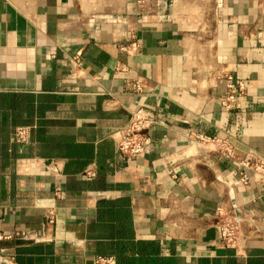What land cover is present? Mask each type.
Instances as JSON below:
<instances>
[{"label": "crops", "instance_id": "0c3cea01", "mask_svg": "<svg viewBox=\"0 0 264 264\" xmlns=\"http://www.w3.org/2000/svg\"><path fill=\"white\" fill-rule=\"evenodd\" d=\"M227 75L246 82L237 114L217 104ZM139 108L161 123L126 161L118 131ZM197 135L264 159V0H0V264H118L119 231L130 258L264 264V189Z\"/></svg>", "mask_w": 264, "mask_h": 264}, {"label": "built area", "instance_id": "2783aa9c", "mask_svg": "<svg viewBox=\"0 0 264 264\" xmlns=\"http://www.w3.org/2000/svg\"><path fill=\"white\" fill-rule=\"evenodd\" d=\"M119 49L125 51L124 46H120ZM71 61L74 66H78V56L72 57ZM117 69L122 71V68L117 67ZM223 83L224 89L218 97L217 104L225 112L237 114L241 111L242 103L246 98V82L227 75L224 77ZM123 91L130 95H138L142 93V86L137 80H126ZM160 123L153 110L139 108L130 111L128 122L118 131L116 140L117 149L122 158L126 161H136L140 158L150 141L148 131ZM29 135L30 127L17 126L14 128L13 138L16 143L27 142ZM193 141L200 146L210 148L218 157L231 161L235 165L233 175L237 177L240 185L251 187L253 184H258L264 189V159L253 157L249 153L242 157L239 156L237 149L227 136L197 135ZM86 174L93 175L91 172ZM216 213L219 217L216 227L218 242L228 248L237 247L240 236L237 221L221 206L217 207ZM108 261L101 258L97 260V264H104Z\"/></svg>", "mask_w": 264, "mask_h": 264}, {"label": "trees", "instance_id": "16d2710c", "mask_svg": "<svg viewBox=\"0 0 264 264\" xmlns=\"http://www.w3.org/2000/svg\"><path fill=\"white\" fill-rule=\"evenodd\" d=\"M113 202H106L104 203L101 207H99L98 209V213H101V210L103 209L102 207L107 206L110 207L111 209H113L114 204H112ZM102 208V209H101ZM101 209V210H100ZM108 209V214H111L115 217L116 221L118 222V224H120V220L124 221V218H118V215H115V211ZM126 233H124L123 231H119V238L117 241V254H116V258H117V263L118 264H165L164 263V259H157V258H153L152 256H148V254L145 257H139V258H134V257H128L125 253L126 251H131V246L132 243L129 242H124L123 239L125 238Z\"/></svg>", "mask_w": 264, "mask_h": 264}]
</instances>
